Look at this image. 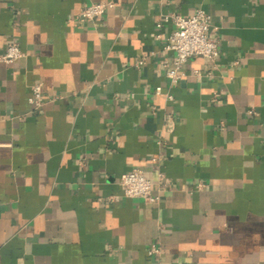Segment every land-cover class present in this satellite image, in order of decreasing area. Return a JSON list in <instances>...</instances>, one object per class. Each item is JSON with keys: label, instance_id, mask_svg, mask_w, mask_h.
<instances>
[{"label": "crops", "instance_id": "crops-1", "mask_svg": "<svg viewBox=\"0 0 264 264\" xmlns=\"http://www.w3.org/2000/svg\"><path fill=\"white\" fill-rule=\"evenodd\" d=\"M197 9L219 55L173 83L171 18ZM10 43L0 264H264V0H0ZM132 168L158 201L123 195Z\"/></svg>", "mask_w": 264, "mask_h": 264}, {"label": "built area", "instance_id": "built-area-1", "mask_svg": "<svg viewBox=\"0 0 264 264\" xmlns=\"http://www.w3.org/2000/svg\"><path fill=\"white\" fill-rule=\"evenodd\" d=\"M106 7L107 4L105 2L84 6L79 11L77 18L80 21L93 20L100 17L105 12ZM171 20L174 29L167 36L164 48L174 54L173 67L168 69L166 74L171 82L175 83L184 76L181 72V67L191 57L198 56L211 61L215 60L219 55V46L217 40L208 35L210 27L209 15L204 10L197 9L190 16L174 15ZM156 26L160 27V24ZM22 55L18 45L10 43L5 51L0 54V62L9 63L22 57ZM142 62V60H139L137 64L140 65ZM41 87L40 82L31 86L28 102L34 110L40 108L43 102ZM167 98L170 99L171 96L168 95ZM118 184L126 197L138 198L148 203L158 201V196L152 194L150 180L138 168H132L121 174ZM199 186L201 185L199 184ZM147 253L149 256H155L158 254V250L154 245H151Z\"/></svg>", "mask_w": 264, "mask_h": 264}]
</instances>
